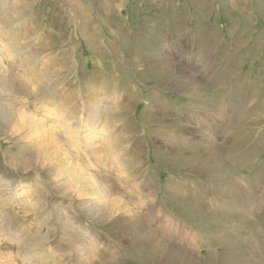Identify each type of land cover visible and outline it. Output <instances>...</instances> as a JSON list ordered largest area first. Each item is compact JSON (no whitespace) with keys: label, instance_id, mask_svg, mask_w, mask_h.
<instances>
[{"label":"rangeland","instance_id":"1","mask_svg":"<svg viewBox=\"0 0 264 264\" xmlns=\"http://www.w3.org/2000/svg\"><path fill=\"white\" fill-rule=\"evenodd\" d=\"M23 72L68 111L83 101L90 122L113 110L91 151L79 129L65 133L79 155L60 160L73 187L91 181L90 157L109 141L139 164L142 183L110 196L120 215L74 246L58 225L53 264H86L93 250L103 264H264V0H0V105L26 96L14 79ZM6 115L0 108V233L5 194L23 185L61 203L45 161L65 147L58 135L43 141L41 167L32 143L5 137ZM42 221L16 220L14 238Z\"/></svg>","mask_w":264,"mask_h":264},{"label":"clouds","instance_id":"2","mask_svg":"<svg viewBox=\"0 0 264 264\" xmlns=\"http://www.w3.org/2000/svg\"><path fill=\"white\" fill-rule=\"evenodd\" d=\"M6 47L9 49L8 45ZM14 61L15 56L9 55L8 62L4 64L6 74L11 71L9 64ZM24 73L26 72L15 74L14 79L29 85L26 88V96L15 102H5L0 105L7 114L5 123L8 128L5 137L20 135L21 140L32 143L35 162L41 167L44 166L41 161L44 160L45 155L43 141L58 135L65 142L64 151L59 158L45 161L49 166L55 167V173L51 175L48 183L52 185L55 197L61 203L49 207L52 192L31 191L29 193L26 185L11 195L5 194V226L0 233V253H3V264H53L49 255L51 248L48 244L50 236L58 229V225L65 229L62 235L63 242L72 247L82 235L89 234L87 231L89 225L110 222L120 215L112 209L109 202L110 196L119 193L124 186L131 190L136 185L142 186V183L137 180L135 173L139 164L132 165L127 159H121L122 154L116 153L112 141H109L102 158L90 157L95 161L89 165L94 173L91 181L84 186L73 187L70 181L74 172L67 169L61 171L60 160L66 153H72L76 159H79V155L65 133L70 128L79 129L82 147L91 151L88 148L89 136L100 138V130L105 125H112L113 110L107 106L101 107L104 119L90 122L83 108V101L78 110L68 111L56 100L54 93L42 96L37 87L25 81ZM32 96L36 97L35 101L31 100ZM102 105L103 100L98 101V107ZM37 114L40 115V119H37ZM27 171L28 168H25V173ZM63 201H67V204H63ZM28 216H43V221L24 238H14L13 223L18 219L27 220ZM45 222L53 226L47 231H42ZM6 244L12 247L4 252ZM99 246L102 247V245ZM71 254L72 252L68 253V255ZM97 261L99 257L93 250L86 264H94ZM99 264H103V261H99Z\"/></svg>","mask_w":264,"mask_h":264}]
</instances>
